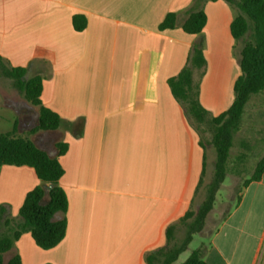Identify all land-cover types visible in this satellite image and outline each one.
Here are the masks:
<instances>
[{
    "label": "crops",
    "instance_id": "1",
    "mask_svg": "<svg viewBox=\"0 0 264 264\" xmlns=\"http://www.w3.org/2000/svg\"><path fill=\"white\" fill-rule=\"evenodd\" d=\"M194 1L0 0V56L43 77L42 104L61 117L57 131L30 139L59 159L69 199L68 212L55 217L67 219L65 239L44 250L25 233L5 264L15 255L22 264H147V254L166 245L168 228L192 210L207 150L168 82L203 45L206 65L194 69V82L203 107L219 116L235 101L244 46L231 33L236 12L223 0L204 5L201 34L185 33ZM169 13L178 15L177 27L160 31ZM77 15L87 20L82 32L73 26ZM57 143L68 145L63 156ZM39 185L33 168L3 166L0 207L17 220ZM203 247L207 264H264V173Z\"/></svg>",
    "mask_w": 264,
    "mask_h": 264
},
{
    "label": "trees",
    "instance_id": "2",
    "mask_svg": "<svg viewBox=\"0 0 264 264\" xmlns=\"http://www.w3.org/2000/svg\"><path fill=\"white\" fill-rule=\"evenodd\" d=\"M216 1L219 0H195L182 25L183 31L189 35L201 34L207 24V15L203 7L208 2ZM223 1L236 12L231 24L233 38L237 42L244 41L239 58L241 75L235 83V101L231 108L219 116L212 117L201 103L200 86L194 82V69H201L206 65L203 45L194 46L189 66L168 82L173 95L183 104L194 123L198 125L207 123L214 127L213 144L217 152L214 179L208 186L206 199L197 213L189 211L177 224L168 228L166 245L148 253L147 264H177L180 256L189 249L194 236L204 231L206 220L215 209L217 195L227 179L234 137L240 130L245 108L252 96L264 92V0ZM177 22L178 15L169 13L160 24L159 30H173L177 27ZM73 26L77 32L84 31L87 27L86 18L82 15L75 16ZM0 72L13 81L15 89L28 103L38 108V125L32 133L57 131L61 125V117L44 107L41 101L43 77H29L26 68H11L1 56ZM17 126L18 123L12 133L0 135V170L3 166L33 168L41 185L27 194L17 220L9 218L6 208L0 207V223L5 228V232H0V264H5L4 255L13 249L15 243L25 233H31L36 244L44 250L57 247L67 233V219L55 221L57 214L65 215L69 208L67 193L60 185L64 169L58 158L50 157L30 138L17 135ZM196 128L199 132L197 126ZM202 145L205 147L203 143ZM56 148L58 157L68 151L66 143H57ZM263 173L264 158L258 163L245 187L252 181L260 180ZM48 185L51 186L48 192L49 201L43 204ZM180 225L186 226L187 232L183 241L179 243L176 242V232ZM7 264H22L21 257L15 255ZM182 264H207L204 259V247L193 251Z\"/></svg>",
    "mask_w": 264,
    "mask_h": 264
},
{
    "label": "rangeland",
    "instance_id": "3",
    "mask_svg": "<svg viewBox=\"0 0 264 264\" xmlns=\"http://www.w3.org/2000/svg\"><path fill=\"white\" fill-rule=\"evenodd\" d=\"M199 80V74L196 76ZM23 122L25 132L17 135L31 138L32 130L38 125V108L28 103L15 89L13 81L4 77L0 72V135L12 133L17 121V113ZM199 136L207 150V170L197 192V198L192 211L197 213L206 199L207 189L214 179L217 152L213 144L214 127L207 123L198 125ZM31 131H28L30 128ZM18 129V126H17ZM27 131V132H26ZM264 158V92L252 96L245 108L240 130L234 137L231 157L228 163V175L221 187L212 214L207 218L204 231L196 234L189 249L183 253L177 264L184 263L191 253L201 249L204 245H211V234L217 224L238 205L245 192V184L250 180L258 163ZM187 228L180 225L176 232V242H182Z\"/></svg>",
    "mask_w": 264,
    "mask_h": 264
}]
</instances>
